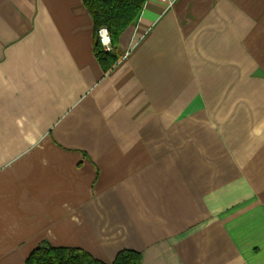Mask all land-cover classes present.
Here are the masks:
<instances>
[{
    "label": "crops",
    "instance_id": "crops-1",
    "mask_svg": "<svg viewBox=\"0 0 264 264\" xmlns=\"http://www.w3.org/2000/svg\"><path fill=\"white\" fill-rule=\"evenodd\" d=\"M95 39L83 0H0V264H264V0H147L108 72Z\"/></svg>",
    "mask_w": 264,
    "mask_h": 264
},
{
    "label": "trees",
    "instance_id": "trees-1",
    "mask_svg": "<svg viewBox=\"0 0 264 264\" xmlns=\"http://www.w3.org/2000/svg\"><path fill=\"white\" fill-rule=\"evenodd\" d=\"M147 0H83L90 11L96 31L94 52L104 71L108 72L121 60L119 41L123 32L136 23ZM110 31L112 50L104 49L97 35L100 27ZM142 255L132 250H121L112 263L94 257L88 251L78 247L41 246L33 250L27 264H141Z\"/></svg>",
    "mask_w": 264,
    "mask_h": 264
},
{
    "label": "rangeland",
    "instance_id": "rangeland-1",
    "mask_svg": "<svg viewBox=\"0 0 264 264\" xmlns=\"http://www.w3.org/2000/svg\"><path fill=\"white\" fill-rule=\"evenodd\" d=\"M127 50V52H124V57L131 54V51ZM128 54V55H127ZM259 110H262L263 112L259 113V119L264 120V79L259 80Z\"/></svg>",
    "mask_w": 264,
    "mask_h": 264
},
{
    "label": "built area",
    "instance_id": "built-area-1",
    "mask_svg": "<svg viewBox=\"0 0 264 264\" xmlns=\"http://www.w3.org/2000/svg\"><path fill=\"white\" fill-rule=\"evenodd\" d=\"M102 29H107V36L109 38V44L107 46H105L103 43H102V40L104 38V33L102 32ZM97 35L100 39V42L101 44L103 45L104 49L107 50V51H111L112 50V42H111V36H110V31L109 29L106 27V26H102L98 29L97 31ZM110 49V50H109Z\"/></svg>",
    "mask_w": 264,
    "mask_h": 264
},
{
    "label": "clouds",
    "instance_id": "clouds-1",
    "mask_svg": "<svg viewBox=\"0 0 264 264\" xmlns=\"http://www.w3.org/2000/svg\"><path fill=\"white\" fill-rule=\"evenodd\" d=\"M102 32L104 33V38L102 40V43L107 46L109 44V38L107 36V29H102ZM110 50V49H109Z\"/></svg>",
    "mask_w": 264,
    "mask_h": 264
}]
</instances>
